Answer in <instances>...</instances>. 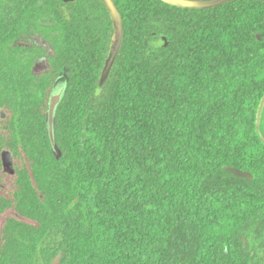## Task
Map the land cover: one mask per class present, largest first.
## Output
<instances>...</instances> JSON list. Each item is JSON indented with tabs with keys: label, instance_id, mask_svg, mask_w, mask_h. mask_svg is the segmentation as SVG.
<instances>
[{
	"label": "trees",
	"instance_id": "obj_1",
	"mask_svg": "<svg viewBox=\"0 0 264 264\" xmlns=\"http://www.w3.org/2000/svg\"><path fill=\"white\" fill-rule=\"evenodd\" d=\"M113 2L0 0V264H264V0Z\"/></svg>",
	"mask_w": 264,
	"mask_h": 264
},
{
	"label": "water",
	"instance_id": "obj_2",
	"mask_svg": "<svg viewBox=\"0 0 264 264\" xmlns=\"http://www.w3.org/2000/svg\"><path fill=\"white\" fill-rule=\"evenodd\" d=\"M61 1L72 2L75 0H61ZM102 1L109 11L113 23L114 32L110 44V49L107 55V59L105 61V66L103 68L102 75L100 77L99 88H98L99 91L103 87L106 78L109 75V71L117 56L123 37L121 16L113 0H102ZM161 1L168 5L183 9H210V8L219 7L221 5L230 3L235 0H161ZM256 37L258 40L261 39L259 34ZM161 38L164 41V46H168L169 42H167V38L165 36H162ZM68 71L69 69L67 67H63L62 70L57 75L47 100L46 113H45V129L49 141V147L52 155L58 162H61L62 160V153L59 150L56 142L57 112L60 104L62 103V101L66 96V92L69 86L70 80L68 77ZM263 110H264V95L259 103L256 114L257 132L264 144V134L261 132V125H260L261 118L263 115ZM85 138L86 136L84 131L82 134V142H81L82 146H84L85 144ZM223 169L224 171L231 173L236 178L247 179V180L253 179L252 174L248 171L240 170L238 168L229 167V166H225ZM62 258H63V252H60L55 256L51 264H60Z\"/></svg>",
	"mask_w": 264,
	"mask_h": 264
},
{
	"label": "rangeland",
	"instance_id": "obj_3",
	"mask_svg": "<svg viewBox=\"0 0 264 264\" xmlns=\"http://www.w3.org/2000/svg\"><path fill=\"white\" fill-rule=\"evenodd\" d=\"M260 125H261V132L264 134V116H262V118H261V123H260ZM9 162H6L5 163V167L7 166L8 168H9Z\"/></svg>",
	"mask_w": 264,
	"mask_h": 264
}]
</instances>
